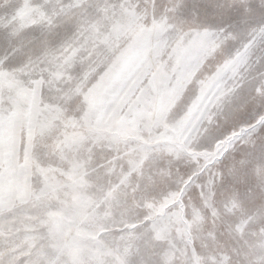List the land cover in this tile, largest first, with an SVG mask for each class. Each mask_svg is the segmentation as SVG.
I'll list each match as a JSON object with an SVG mask.
<instances>
[{
    "label": "rangeland",
    "instance_id": "rangeland-1",
    "mask_svg": "<svg viewBox=\"0 0 264 264\" xmlns=\"http://www.w3.org/2000/svg\"><path fill=\"white\" fill-rule=\"evenodd\" d=\"M144 3L0 0V264H264V0H171L195 58L138 47L89 114L82 65H100L90 87L112 61L102 41L118 15ZM73 53L39 98L48 71L9 75L29 61L56 71ZM45 102L64 133L51 169L32 175L18 123L3 118ZM161 108L163 124L185 115V143L213 155L193 159L162 134ZM96 119L115 122V141L82 139Z\"/></svg>",
    "mask_w": 264,
    "mask_h": 264
},
{
    "label": "clouds",
    "instance_id": "clouds-1",
    "mask_svg": "<svg viewBox=\"0 0 264 264\" xmlns=\"http://www.w3.org/2000/svg\"><path fill=\"white\" fill-rule=\"evenodd\" d=\"M175 16L176 13L171 5V0H152L151 3L145 0V3L141 5L139 11H136L134 15L126 16L123 13L118 15L119 27L116 32L111 36H105L102 41L108 45L109 53L113 54L111 63L108 64L103 72L99 73L96 81L90 87L87 81L92 75L97 73L100 65L97 64L95 67L91 64L87 66L82 65L84 79L79 80L75 85L76 91L81 92L86 101V111L89 114L96 112L100 100L107 92L112 77L119 69L122 61L138 47L142 46L145 49H154L157 54L167 47L171 48V51L168 53L171 58L180 59L184 56L195 58L196 53L191 50V42H184L186 33L181 35L176 29ZM121 44H124L123 48L120 47ZM72 55L74 53L66 57L65 61L59 65L56 71H51L47 67L39 69L36 64L29 61L14 69L13 73L9 75L18 83H23L22 78L25 76L28 77L29 82H33L32 77L37 72L48 71L49 78L47 81L43 80V77L34 81L36 87L31 91L39 98L41 84L44 87L51 85L52 88H56L55 81H59L61 76H67L65 63H67L68 68L72 67V64L68 62L71 60ZM200 55L203 58L211 56L212 53L206 51ZM86 59L87 57L82 58V60ZM53 78H55V81ZM68 79H71V77H68ZM9 119H14L18 123L21 146L26 152L30 164L33 166L31 174L37 175L41 172L49 171L52 166L53 145L59 146L61 142L60 137L64 133L62 125H64L65 121L59 116L53 117L48 112L47 102H45L43 107H41L40 103L28 106L16 104L13 110L4 116L3 122L6 124ZM57 120H59V123H57ZM185 122V115L168 118L166 124L162 123V134L173 136L179 140L184 148L188 149L192 154L193 159L196 156H204L207 160L209 156L213 155L211 149L196 151L194 146H192L191 139H188L187 143H185ZM114 126L115 122H109L106 119L103 121L99 119L91 120L84 128L82 139L84 141L92 139L94 143L99 141H115V133L110 131ZM173 128L177 129L175 133L172 131ZM217 143H222V141H217ZM5 164H7V161H5ZM171 200L172 194L169 193L164 197L163 201L157 202L155 206H149L147 208L148 214L155 217L157 212L162 213L164 210L162 205L171 202Z\"/></svg>",
    "mask_w": 264,
    "mask_h": 264
},
{
    "label": "snow or ice",
    "instance_id": "snow-or-ice-1",
    "mask_svg": "<svg viewBox=\"0 0 264 264\" xmlns=\"http://www.w3.org/2000/svg\"><path fill=\"white\" fill-rule=\"evenodd\" d=\"M261 32H264V28H261ZM197 35H207V36H211V33H207V32H205V33H203V34L198 33ZM73 51H76V50L73 49ZM165 111H166V109H164V108H161V109H160V111H159V113H158V116H157L158 122H161V123L164 122V113H165ZM189 111H190V110H189ZM165 126H167V125H165ZM172 131L175 133V132L177 131V129H176V128H173ZM188 131L191 132V131H193V129H188ZM233 134L235 135L236 133L233 132ZM170 138H174V137H173V136H170Z\"/></svg>",
    "mask_w": 264,
    "mask_h": 264
}]
</instances>
